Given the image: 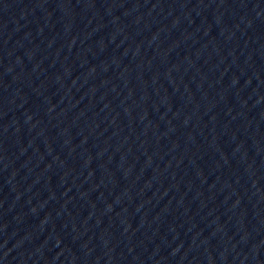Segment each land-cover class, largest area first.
Instances as JSON below:
<instances>
[{"label":"water","instance_id":"1","mask_svg":"<svg viewBox=\"0 0 264 264\" xmlns=\"http://www.w3.org/2000/svg\"><path fill=\"white\" fill-rule=\"evenodd\" d=\"M0 264H264V0H0Z\"/></svg>","mask_w":264,"mask_h":264}]
</instances>
